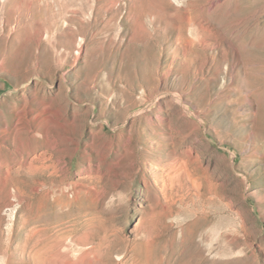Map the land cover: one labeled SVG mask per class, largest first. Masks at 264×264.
<instances>
[{"label":"rangeland","instance_id":"374dc122","mask_svg":"<svg viewBox=\"0 0 264 264\" xmlns=\"http://www.w3.org/2000/svg\"><path fill=\"white\" fill-rule=\"evenodd\" d=\"M0 264H264V0H0Z\"/></svg>","mask_w":264,"mask_h":264},{"label":"bare ground","instance_id":"6f19581e","mask_svg":"<svg viewBox=\"0 0 264 264\" xmlns=\"http://www.w3.org/2000/svg\"><path fill=\"white\" fill-rule=\"evenodd\" d=\"M133 6V5H132ZM46 157H47V155L46 154H42V155H40V156H38V158H36V160H38L39 162H43L44 160H46ZM168 161V160H167ZM154 162V161H153ZM165 162V161H164ZM168 163V162H167ZM154 164V163H153ZM163 163V161H159V162H156V164L155 165H157V167H161V166H165V168H166V171L168 172V174L166 175V176H168V185H166V187H170L171 188V186H172V188H173V186L174 185H176V183L178 182V180L180 179V174H178L179 172V169L177 170L175 167L176 166H174V164H172V162H171V164L170 163H168V164H164ZM177 164V163H176ZM32 168H35L33 165L31 166ZM166 172V173H167ZM156 174V173H155ZM156 176L157 175H154V177L156 178ZM153 179V178H152ZM156 181H157V179H155ZM188 180H189V185H188V190L189 191H192V190H198V185H197V183H196V181L191 177V176H188ZM181 182V181H180ZM182 187H184V186H182ZM187 190V189H186ZM187 190V191H188ZM200 194V193H199ZM195 197H199V198H203V196L202 195H195ZM194 200V199H193Z\"/></svg>","mask_w":264,"mask_h":264}]
</instances>
